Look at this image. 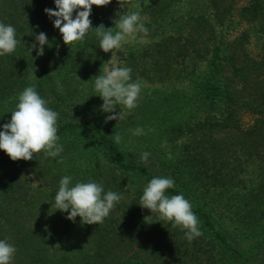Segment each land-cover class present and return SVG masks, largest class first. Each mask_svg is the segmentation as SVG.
<instances>
[{"label":"trees","instance_id":"1","mask_svg":"<svg viewBox=\"0 0 264 264\" xmlns=\"http://www.w3.org/2000/svg\"><path fill=\"white\" fill-rule=\"evenodd\" d=\"M128 1L93 5V29L68 46L55 18L44 12L56 10L54 0H0V22L12 25L21 40L13 53L0 56V97L13 96L5 118L11 119L19 94L35 86L47 107L59 113L63 146L56 157L41 151L29 161H12L0 150V240L17 249L10 264H264L242 251L206 207L216 190L243 187L249 161L262 170L254 199L264 204V0H143L149 40L130 51L126 67L132 82L161 83L166 92L155 100L146 96L128 112L118 104L116 113L125 118L105 122L116 113L103 112L100 93L80 86L77 76L97 71L104 51L94 28L103 24L115 34L114 17L123 15ZM234 15L261 30L258 47H246L247 29L227 44ZM48 30L53 34L46 35L49 43L38 56L35 35ZM60 45L67 49L51 60ZM164 113L173 121L170 140L181 141L171 162L128 155L107 130L109 123L134 129L160 122ZM5 123L1 118L0 131ZM64 176L72 177L73 186L102 183L105 192L123 199L102 224L70 221L55 206ZM154 177L174 180L165 194L191 203L202 236L189 242L186 229L140 206ZM249 213L244 210L242 217Z\"/></svg>","mask_w":264,"mask_h":264},{"label":"clouds","instance_id":"2","mask_svg":"<svg viewBox=\"0 0 264 264\" xmlns=\"http://www.w3.org/2000/svg\"><path fill=\"white\" fill-rule=\"evenodd\" d=\"M56 10L45 8L44 12L54 27L62 34L66 45L77 41L82 42L90 29H93L89 19L92 6H106L111 0H54ZM83 9V10H80ZM75 17L73 18V13ZM118 31L115 34L112 28H105L103 24L95 27V35L100 39V48L111 52V59L106 62L104 75L95 79L94 87L103 100L101 110L105 113H116L117 105L122 104L128 109L137 107V100L141 93V84L132 82V69L118 66L116 53L122 48L126 38L134 36L137 32H146L143 23H140L138 13L119 16L114 21ZM33 33L31 32L30 35ZM39 44L38 56L44 54V45L48 38L44 32L35 35ZM21 40L16 38V29L10 24L0 22V56L13 53ZM36 48V44L32 45ZM31 48V50H32ZM115 50V51H114ZM54 73V72H52ZM50 73V74H52ZM78 77V76H77ZM79 78V77H78ZM16 110L11 112V120L2 125L0 131V150H3L12 161L33 159L35 153L43 151L46 156L56 157L63 151L58 143L57 120L59 113L47 107L48 101L43 99L36 91L35 86L26 87L18 97ZM124 113L118 112L108 115L105 122L122 120ZM135 135H143L144 131L137 128ZM114 140L121 143L122 137L114 133ZM150 153L144 152L141 160L147 162ZM175 187V182L167 177H154L143 190L140 206L149 209L152 213L158 212L161 220L172 221L173 227L181 226L186 229V239L191 242L200 237L199 220L192 211L191 203L183 195H166V190ZM123 199L122 195L113 191H104L102 183L78 182L72 185V177L64 176L59 182V190L55 196L57 210L67 212L66 217L75 221L81 218L84 224H102L115 205ZM17 249L6 240H0V264H10Z\"/></svg>","mask_w":264,"mask_h":264},{"label":"rangeland","instance_id":"3","mask_svg":"<svg viewBox=\"0 0 264 264\" xmlns=\"http://www.w3.org/2000/svg\"><path fill=\"white\" fill-rule=\"evenodd\" d=\"M145 1L143 0H129L125 4V8L122 10L123 15L131 13H138L140 16V23H143L146 29L145 22L149 21V14L144 10ZM120 13V10H118ZM117 20L116 16L114 21ZM232 26L225 32V41L227 44L234 40L236 35L241 34L244 30H248L249 42L246 43V47H258L261 41L260 32L255 25H251L247 20L240 18L238 15H234L232 18ZM56 29V28H55ZM148 31L137 32L132 37L126 38L122 42L123 46L116 53L117 63L120 67H126L127 59L130 51H138L140 44L142 45L148 38ZM53 34V30L46 32L47 36ZM149 40V38H148ZM66 45H60L54 51L51 60H55L54 57H62V53L67 49ZM229 47H232L229 45ZM151 49L152 47H147ZM39 47L35 50L38 51ZM115 51V50H114ZM112 53H105L101 58L97 71L92 74L78 76L77 80L80 81V86L86 89H93L95 79L99 75H104L105 68L109 67L106 62L111 59ZM142 86L141 93L138 97L137 103H140L146 96L152 97L153 100L157 99L161 95L165 94V86H161V83H151L148 80H135ZM13 97V96H12ZM12 97L3 98L0 97V119L4 118L6 122L11 119H7L6 111L12 105ZM121 109L124 112H128L131 109L121 105ZM163 109L157 114L161 115ZM248 118V117H246ZM159 119L160 122L152 120L146 124L138 126L134 129H117L112 124L107 125V130L110 135L119 133L122 137L120 147L128 155H135L141 157L142 153L148 152L150 156L148 161H156L157 164L162 160L171 162L175 153L177 154L180 147V140L171 141L168 135V129L173 121L170 117H167L165 113ZM137 128H141L144 131L143 135H135L134 131ZM114 138V136H112ZM229 135L225 136V139L229 138ZM261 169L257 162L249 161L246 166L245 174H243V187H237L234 189H220L211 193V196L207 198V208L211 211L217 226L226 229L233 242L241 248L247 255L252 257H258L264 261V204H257L254 199V195L260 190L261 181ZM34 184L38 185V177L33 174ZM192 200L198 198H191ZM199 200V199H198ZM202 201V200H199ZM249 210L250 213L247 217L243 218V211ZM249 217V218H248Z\"/></svg>","mask_w":264,"mask_h":264}]
</instances>
